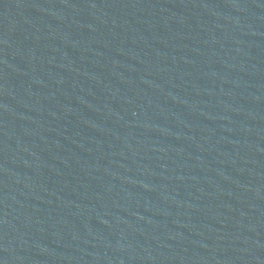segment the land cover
<instances>
[{"label": "water", "instance_id": "water-1", "mask_svg": "<svg viewBox=\"0 0 264 264\" xmlns=\"http://www.w3.org/2000/svg\"><path fill=\"white\" fill-rule=\"evenodd\" d=\"M250 0H0V264H174Z\"/></svg>", "mask_w": 264, "mask_h": 264}]
</instances>
